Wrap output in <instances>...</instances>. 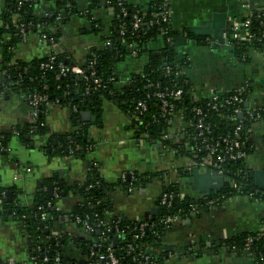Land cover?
<instances>
[{
    "label": "crops",
    "instance_id": "obj_1",
    "mask_svg": "<svg viewBox=\"0 0 264 264\" xmlns=\"http://www.w3.org/2000/svg\"><path fill=\"white\" fill-rule=\"evenodd\" d=\"M5 0H0V11ZM108 0H78L81 12L72 15L61 26V49H67L73 59L81 62L93 47H101L105 42L112 11ZM132 5L148 8L153 0H123ZM103 2V5H98ZM170 9V26L173 30L185 32L178 37L183 41L173 46L175 57H184L187 67L185 73L192 86V97L201 99L208 89L214 87L223 91L232 90L241 84H249L247 105L253 107L264 103V86L260 82L264 76V49H250L248 60L238 58L234 53V42L241 41L243 28L238 27L239 37L234 38L233 27L251 13L252 9H264V0H167ZM93 6L89 8L90 4ZM53 7L47 0H37L35 12L43 15ZM89 12L92 18L99 19L103 29L92 34L89 20L83 12ZM223 14L219 34L228 39L231 50L224 48L218 39L209 38L210 42L199 43L187 30L188 26L202 25L214 14ZM1 24V21H0ZM190 34V36H188ZM204 38V36H199ZM163 38L156 36L148 48L163 46ZM49 46L42 43L37 33H30L25 42L14 48V58L30 60L46 56ZM1 59V49H0ZM146 63V54L135 56L128 54L115 63L116 84H127L130 74L142 70ZM91 112L95 116L83 122L88 123V137L92 148L83 158L67 155H47L41 147L43 138L34 137L31 146H25L13 135L9 141L11 156H0V190L4 197L11 192L20 206H32L34 194L40 182L56 175L65 185L86 178L90 167L97 166L99 175L107 182H115L121 172H163L142 187L131 192L115 186L108 192L109 211L107 215L122 216L128 220L152 216L148 214L152 206L157 209V202L162 189L169 183H177L181 195L194 199L203 198L186 183L187 173L183 171L191 166L192 157L164 150L155 140H147L131 126V114L122 112L114 102L102 99L99 107ZM29 119V107L23 96L17 92L0 93V132H8L13 126H20ZM45 124L51 133L66 132L72 129L70 108L67 105L51 104L47 107ZM183 122L175 116L172 134L182 140L180 132ZM250 141L252 149L245 160L246 169H264V124L255 122L251 125ZM12 158V160H11ZM26 168L30 170L27 171ZM245 169V170H246ZM203 171V169H200ZM51 185V184H50ZM48 190V186H47ZM57 190V186H53ZM209 193V192H208ZM246 197V198H245ZM246 199L248 209L238 208L240 199ZM77 197L68 192L55 198V206L61 212L71 211ZM0 201V209H1ZM264 226V199H257L248 194H235L223 199V202L210 210H200L196 214L176 219L164 231L156 244H144L145 250L153 255L165 253L166 264H255L243 251L232 250L221 241L231 238L239 232L254 231ZM58 232L66 233L68 240L63 246V254L71 261H81V250L76 245L80 239H87L88 234L68 218L54 225ZM116 240L111 244L115 245ZM31 237L17 220L5 218L0 214V263L9 258L15 264H22L31 256L29 245ZM81 256V257H80ZM83 257V258H82Z\"/></svg>",
    "mask_w": 264,
    "mask_h": 264
},
{
    "label": "trees",
    "instance_id": "obj_2",
    "mask_svg": "<svg viewBox=\"0 0 264 264\" xmlns=\"http://www.w3.org/2000/svg\"><path fill=\"white\" fill-rule=\"evenodd\" d=\"M18 0H5L0 11V93L17 92L22 95L38 92L39 95H45L49 103L67 105L70 108V121L72 129L66 132L51 133L45 124V114L47 111L44 102L36 106L35 120L27 121L24 124L13 126L8 132H0V156L9 158L11 151L9 147L10 138L15 135L25 146L33 144L34 137L43 138L41 147L44 152L49 155H71L74 158H83L92 148V140L88 137L87 125L81 119L82 110L94 111L99 107L102 99H108L114 102L117 107L124 113L131 114V126L136 133H147L148 140L157 141L164 129L166 128L167 119L159 114L158 103L155 99L147 100V109L138 112L135 109V102L145 98L148 87L147 80L158 81L160 86H166L170 81V76L166 75V66L172 70L185 69L187 67L184 57L176 58L174 54V42L178 38L179 33L173 30L170 22H156L151 26H145L144 30H133L131 28V14L139 5H132L123 0L121 4L125 7L126 14L116 19V13L119 11L117 0H113L112 19L108 27V33L101 47H93L91 53L86 59L77 62L73 59L71 53L63 48L55 54L54 60L50 61L48 56L34 57L30 60H22L14 58V48L27 40L30 33H39L43 31L46 38L52 37L57 40L61 35V26L66 23L72 15L79 12L78 0H47L52 3L53 7L47 11V14L38 15L35 12V4L37 0L24 1L20 6ZM160 0L150 2L148 8H145L146 19H155L156 13L159 12ZM93 6L90 4L89 8ZM89 20V29L92 32H100L103 26L99 19L91 17L89 9L83 12ZM62 14V20L56 24L55 16ZM250 31L254 36L250 40H241L234 42V53L243 61L248 60V52L250 49L261 51L264 49V36L260 34L264 32V9L251 10ZM157 20V19H156ZM124 24L126 32L120 34V25ZM39 25V26H37ZM52 25L55 26L52 30ZM161 36L163 38V46L160 48H148V44L152 38ZM167 36L172 38V42L166 40ZM190 36V34L188 35ZM203 38L198 37L197 42L203 44ZM136 43L134 46H128L130 43ZM132 50H135L136 57L146 54V63L140 72L132 73L129 76L126 85L118 86L116 84L117 76L115 74V63L122 60ZM95 60V75L101 80L99 86H93L90 80L86 81L83 76H76L71 72L57 76L59 72V63L71 66L79 65L85 70V75L89 73V61ZM47 63L49 66L44 68L41 64ZM182 77H187L183 74ZM188 78V77H187ZM89 84L88 91L85 87ZM191 86L190 80L189 85ZM152 91V89H150ZM250 90V89H248ZM197 102L192 101L187 89L183 98L176 102V111L181 110L187 121L193 123L192 106ZM198 102L197 104H199ZM74 107V108H73ZM240 107L243 111L242 116L236 114L233 119L229 118L231 112L230 107L221 104L217 111L208 110L206 121L211 124L214 134H222L229 132L234 128L235 122H241L245 126H249L252 118L247 113V106L241 103ZM264 108V103H263ZM264 118V111H263ZM187 130L194 134L192 126H188ZM16 133V134H15ZM241 138L246 137L241 132ZM189 145L183 142H174L171 139L163 140V143L175 150L177 154H185L192 158H197L201 151L195 152L193 148L194 141L189 140ZM247 142L246 151L249 153L251 148ZM12 160V158H11ZM245 162L242 160L228 162L224 165V171L227 175L238 179L242 186L240 189L230 187L228 184L218 192L210 191L208 195L217 196L224 194L225 198L235 194H247L250 192V178L244 174ZM189 169L184 170L187 173ZM238 172V176L236 175ZM163 172H141L134 171V178L115 182L105 181L98 172L97 166H91L88 170L86 178L82 181H75L70 185H65L58 180L56 175L45 178L40 182L37 191L34 194L32 206H20L16 203L14 197L7 201L0 190L1 209L0 214L5 217L17 220L25 228V232L33 238L32 244L29 245V253L35 256L38 262L43 256H47L48 261H52L54 256L58 255L61 264H82L83 259L71 261L63 254V246L68 240L66 233L59 232L57 235H51L50 229L65 217L81 227L84 219L91 224L92 232L90 236L93 238L105 237L102 240L101 248L111 245V241L118 233L120 236L113 246L115 254L120 258V264H138L143 261V256L137 253L144 248V244H156L160 237L170 224L161 223L159 219L167 215L176 214L179 210L185 211L189 204H200L203 198L194 199L188 195H181L177 183H169L162 189L163 192L171 195L172 204L169 207L161 206L158 208V214L155 216L142 217L147 220L149 225L144 230V235L133 240V234L139 232L138 223L128 220L122 216L114 215L109 217L108 192L115 186L127 188L132 185L136 188L142 187L148 181L155 177L161 176ZM57 186L58 195L61 197L68 192L73 193L77 200L72 209L68 213L61 212L55 207V197L50 196L47 190L48 185ZM257 199H264V190L258 194H253ZM45 216L42 217L41 214ZM76 216L81 218V222H75ZM187 216V215H186ZM189 216V215H188ZM104 220L106 225L100 224L99 221ZM115 224V225H114ZM110 226V230L106 228ZM115 226L118 232L115 230ZM252 235L256 238L251 243L255 252L261 251L264 246V234H257L256 231L239 232L231 238L221 241L220 244L232 245L241 251L244 246L245 238ZM91 238L80 239L76 244L81 255L86 256L89 253ZM129 243L137 244L134 251H127ZM165 253L154 255L155 264H166L164 262ZM149 264V263H147Z\"/></svg>",
    "mask_w": 264,
    "mask_h": 264
},
{
    "label": "built area",
    "instance_id": "obj_3",
    "mask_svg": "<svg viewBox=\"0 0 264 264\" xmlns=\"http://www.w3.org/2000/svg\"><path fill=\"white\" fill-rule=\"evenodd\" d=\"M29 1V0H18L17 4L20 6L22 2ZM117 5L119 6V11L116 13V19L120 20L122 16L126 14L125 7L121 4V0H117ZM108 7L113 12V6L112 2L113 0H108ZM259 10V9H257ZM47 14V11L44 13ZM157 17L155 19H146V11L145 8H137L134 10V12L131 14L132 21H131V28L133 30H144L145 26H151L156 22H170V9L167 0H160L159 4V12L156 13ZM157 19V20H156ZM62 20V14L55 16V22L58 24ZM250 24H251V15L248 13L243 20H241L239 23H237L234 27V38H238L240 35L238 33V27L243 28L242 40H250L254 33L250 31ZM39 26V25H37ZM54 27L52 25V30H54ZM126 27L124 24L120 25V34H124L126 32ZM40 40L43 44L49 46V52L46 56H48L49 60L52 61L55 58V54L58 52V50L61 49L60 47V37L57 40L52 39L50 37L49 39L46 38L45 34L42 30L37 33ZM185 36V32H180L178 37ZM264 36V32L260 34L261 38ZM166 40L172 42V38L167 36ZM203 43L210 42L209 38L204 37ZM104 43H109L108 41H105ZM136 43H130L128 46H134ZM89 53L92 54L90 51ZM131 55H135V50H132ZM136 56V55H135ZM95 60L89 61L90 70L87 75H85V70L80 67L77 64L66 66L61 63H59V72L57 76L64 75L67 72H71L75 74L76 76H83L87 80H90V83L93 84V86H99L101 84V80L98 76L95 75V70L92 68L94 67ZM42 67L46 68L49 65L47 63L41 64ZM166 75H172L170 76V81L166 86H160V83L158 81H150L147 80L146 87L149 88L145 94V98L139 99L135 102V109L138 112L145 111L147 109V100L155 99L158 103V109L159 114L161 117H164L167 119L166 121V128L162 132L160 139H158L157 142L160 143V146L164 150H171L175 152L174 149L170 148L166 144L163 143V140L171 139L174 142H183L185 145H189V140L194 141L193 148L194 151L199 152L201 151L200 155H197V158H193L191 166L186 167V169L190 170L192 166H197L199 169H206V168H212L219 173L224 174L225 176H229L224 171V165L228 162H234L238 160H242L245 162L248 152L246 151L247 142L249 141V147L252 149V142L250 141V132H251V125L255 122H259L261 124H264V118H263V103L257 105V106H249L246 105L248 108L247 113L252 118V122L249 126L243 125L241 122H235L234 128L229 131L222 134H214L212 132L211 124L206 121V114L208 110H214L217 111L219 109V106L221 104L229 106L231 112L228 114L230 119H233L234 115L236 114L238 117L242 116V109L240 107L241 103H246L248 101V93L249 84H241L240 86L228 90L223 91L221 89H216L214 87H210L208 89V92L205 97L201 99H195L192 97V86H189L186 88V85H189V78L182 77L183 74L186 75L185 69H177L172 70L170 67L166 66ZM141 71V70H140ZM139 71V72H140ZM89 84L85 87V92L88 91ZM152 89V91L150 90ZM187 89V93L190 94V97L192 101L194 102H200L199 104L196 103V105L192 106V112H193V123L192 121L185 120L182 111L178 110L176 111V102L180 101L183 98V95ZM22 95V94H21ZM25 102L28 104L29 107V119L28 121L32 122L35 120L36 116V106L44 102L46 105V108L51 105L52 103H49L46 99L45 95H39L38 92L34 93H28L27 95H22ZM74 108V107H73ZM177 116L182 122L183 126L180 132V136H182V140L177 139L172 134V126H173V119ZM188 126H192L194 129V134H191L189 130H187ZM241 132H244L246 134V137L241 138ZM16 134V133H15ZM143 138L148 140L147 133H142ZM71 156V155H67ZM27 171H29V168H26ZM244 174L247 176L244 170ZM238 176V172H236V175ZM134 178V171H124L121 172L119 179L121 181H124L126 179H132ZM250 178V177H248ZM228 184L230 187L238 188L240 189L242 186V183L234 178L229 176ZM250 192L247 193L250 196H253V194H258L259 192H263V190L259 191L258 193L255 192V190H252V183L250 178ZM122 188V187H121ZM136 187L129 185L125 190L127 192H131L135 190ZM52 195L55 198H58V192L57 190H53ZM225 198V195L219 194L217 196H210L206 194L203 197V200L200 204H189L188 208L185 211H178L176 214L173 215H167L165 217H162L159 219V222L170 224L176 219L182 218L183 216L190 215V214H196L200 210H210L217 206H219L223 199ZM262 199V198H259ZM171 195L167 194L166 192H161V195L157 202V207L171 206ZM56 207V206H55ZM57 209V207H56ZM58 210V209H57ZM42 217L45 216L44 213L41 214ZM81 218L76 216L75 222H81ZM138 223V233L133 234V240L138 239L144 235L145 228L149 225V222L147 220H143L142 218H138L134 220ZM100 224L106 225L104 220L99 221ZM115 225V224H114ZM82 229L88 234V237L91 238V244L89 248L88 255L85 256L83 259L82 264H120V258L115 254L113 244L110 246L105 247V249H102L101 243L102 240L105 239V237L99 238H93L90 236V233L92 232V226L87 221V219H84L81 224ZM115 230L118 232L117 227L115 226ZM107 231L110 230V226L106 228ZM257 232V234H264V226H261L259 229L254 230ZM59 232L55 229V227H52L50 229L51 235H57ZM117 238L115 239L116 242L118 238L120 237L118 233L115 235ZM114 236V237H115ZM256 238L252 235H249L245 238L244 246L241 249V251L248 254L255 264H264V246L261 251L255 252L254 249L251 246V243L253 242V239ZM114 240V238H113ZM33 242V238L31 237V244ZM115 242V244H116ZM137 244L129 243L127 251H134ZM232 250H236L237 248L235 245L231 246ZM139 256H143V261L138 262V264H155L154 261V255L148 253L145 248L140 249L137 253ZM2 264V263H0ZM4 264H15L14 260L9 258ZM22 264H61V259L58 255L54 256V259L50 262L48 261L47 256H43L42 260L38 262L35 256H30L29 259Z\"/></svg>",
    "mask_w": 264,
    "mask_h": 264
},
{
    "label": "water",
    "instance_id": "obj_4",
    "mask_svg": "<svg viewBox=\"0 0 264 264\" xmlns=\"http://www.w3.org/2000/svg\"><path fill=\"white\" fill-rule=\"evenodd\" d=\"M102 1V0H101ZM103 2H100L98 5H103ZM223 14H214L211 19H208L202 25H194L188 26L187 30L194 35V38L197 40L199 36H210L211 39H218L222 43H224V48L231 50L233 48L232 45L228 44V39L223 38V35L219 34V27L221 26L220 22L222 20ZM183 41L180 38H176L174 45H177L179 42ZM260 82L264 86V76L261 78ZM247 105V102L245 103ZM82 116L86 120H89L90 117L95 119V116H91L90 111L82 110ZM245 173L248 177L251 178L252 190H255L258 193L261 190H264V169H246ZM229 181V176H225L222 173L212 169L206 168L203 171L197 166H192L191 169L187 172V178L185 180L186 183H190V188L195 190L198 194H208L210 191L218 192L220 191L226 183ZM48 193L52 196L53 193V185H48ZM6 200H11V192L7 191ZM109 201V198L106 199ZM110 207V206H109ZM148 214H152L155 216L158 214V209L155 206H152L149 210ZM117 237H114V240Z\"/></svg>",
    "mask_w": 264,
    "mask_h": 264
},
{
    "label": "rangeland",
    "instance_id": "obj_5",
    "mask_svg": "<svg viewBox=\"0 0 264 264\" xmlns=\"http://www.w3.org/2000/svg\"><path fill=\"white\" fill-rule=\"evenodd\" d=\"M90 33H92V34H96V33H98V32H90ZM246 198V197H245ZM237 206H238V208H242L243 210H246V208L248 209V207H249V204L247 203V200L246 199H244V198H242V199H240V201L238 202V204H237ZM82 256V255H81ZM80 256V257H81ZM83 257H85V256H83ZM82 257V258H83ZM84 259V258H83Z\"/></svg>",
    "mask_w": 264,
    "mask_h": 264
}]
</instances>
